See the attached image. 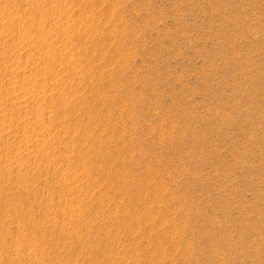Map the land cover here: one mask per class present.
Wrapping results in <instances>:
<instances>
[{
    "label": "rangeland",
    "instance_id": "obj_1",
    "mask_svg": "<svg viewBox=\"0 0 264 264\" xmlns=\"http://www.w3.org/2000/svg\"><path fill=\"white\" fill-rule=\"evenodd\" d=\"M127 2L0 0V264H181L222 225L242 229L241 259L264 253L260 0L214 12L208 0L209 16H250L257 30L242 41L255 52L249 132L216 137L221 162L233 156L227 205L182 174L185 106L193 131L219 115L206 92L197 104L180 91L207 87L203 65L170 56L159 25L134 29L115 7Z\"/></svg>",
    "mask_w": 264,
    "mask_h": 264
},
{
    "label": "clouds",
    "instance_id": "obj_2",
    "mask_svg": "<svg viewBox=\"0 0 264 264\" xmlns=\"http://www.w3.org/2000/svg\"><path fill=\"white\" fill-rule=\"evenodd\" d=\"M228 2L215 0L212 11L226 8ZM115 7L126 9L127 21L134 29L143 28L149 22L154 28L159 25V32L164 33L160 37L162 46L169 49L170 56L182 58L186 69L195 66L199 70L203 65V71H198L197 75L207 87L180 91L189 99L198 97L197 104H200V95L206 92L211 97L207 100L206 110L219 115L214 116L212 126L193 131L197 110L185 106L183 117L189 125V136L182 153V174L190 186L208 184L223 193L222 199L227 205L233 181V156L228 157V162H221L219 154L225 153L228 146L220 145L216 137L230 133L238 125L242 126L240 131L246 136L249 132L245 121L251 111L250 80L254 75L255 52L242 46V41L256 40L257 30L252 18L243 14L226 15L223 19L209 16L208 0H128ZM260 7L264 9V0H260ZM149 12L152 14L148 15ZM206 40L212 51L203 47L202 41ZM259 40L264 55V27L260 29ZM261 71L264 73V65ZM175 75L179 81L185 79L184 73ZM243 251L242 229L233 230L222 225L211 233H200L189 245L181 264H264V253L258 259L253 256L245 260L239 257Z\"/></svg>",
    "mask_w": 264,
    "mask_h": 264
}]
</instances>
